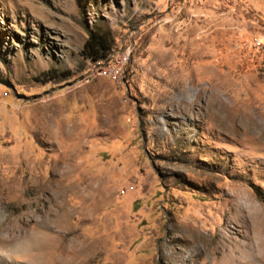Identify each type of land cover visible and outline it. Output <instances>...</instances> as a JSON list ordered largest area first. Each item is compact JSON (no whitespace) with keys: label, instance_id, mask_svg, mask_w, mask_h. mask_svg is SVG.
Segmentation results:
<instances>
[{"label":"rangeland","instance_id":"obj_1","mask_svg":"<svg viewBox=\"0 0 264 264\" xmlns=\"http://www.w3.org/2000/svg\"><path fill=\"white\" fill-rule=\"evenodd\" d=\"M91 29L114 40L97 61ZM257 37L264 0H0V264H242L264 237Z\"/></svg>","mask_w":264,"mask_h":264},{"label":"trees","instance_id":"obj_2","mask_svg":"<svg viewBox=\"0 0 264 264\" xmlns=\"http://www.w3.org/2000/svg\"><path fill=\"white\" fill-rule=\"evenodd\" d=\"M113 43L110 31L91 29L84 50L93 61H97L108 55Z\"/></svg>","mask_w":264,"mask_h":264},{"label":"bare ground","instance_id":"obj_3","mask_svg":"<svg viewBox=\"0 0 264 264\" xmlns=\"http://www.w3.org/2000/svg\"><path fill=\"white\" fill-rule=\"evenodd\" d=\"M229 247H230V245H229ZM253 251L257 253L256 254L257 256L256 255L253 256V254H254ZM236 257H238V255H236ZM241 257H242L241 259H245V261H243L241 259L238 260V262H240L242 264H244L247 261H249V262L250 261H254V262H258V264H264V237H261L258 240V242L256 241V243H254V245H251V246L250 245H246L245 246V251H243V254H242ZM235 259L236 258L231 253L230 255L227 256V258L225 260H227L228 263H233V261H235ZM245 264H247V263H245Z\"/></svg>","mask_w":264,"mask_h":264},{"label":"built area","instance_id":"obj_4","mask_svg":"<svg viewBox=\"0 0 264 264\" xmlns=\"http://www.w3.org/2000/svg\"><path fill=\"white\" fill-rule=\"evenodd\" d=\"M255 44L260 48V49H263L264 50V40L261 39V38H256L255 40ZM128 59V56L127 55H124V57L121 58V62H124ZM120 62V64H121ZM122 67H117V68H113V69H109V70H106L104 69L102 72L101 71H96L95 69H93L86 77H84L83 81L84 82H90L93 78H95L97 75H99L100 73H108L109 75L113 76L115 79H119L120 78V69Z\"/></svg>","mask_w":264,"mask_h":264}]
</instances>
